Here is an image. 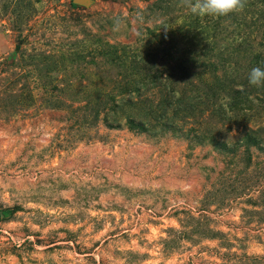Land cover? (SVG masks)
Listing matches in <instances>:
<instances>
[{
    "label": "rangeland",
    "instance_id": "1",
    "mask_svg": "<svg viewBox=\"0 0 264 264\" xmlns=\"http://www.w3.org/2000/svg\"><path fill=\"white\" fill-rule=\"evenodd\" d=\"M87 2L0 0V264H264V0Z\"/></svg>",
    "mask_w": 264,
    "mask_h": 264
},
{
    "label": "clouds",
    "instance_id": "2",
    "mask_svg": "<svg viewBox=\"0 0 264 264\" xmlns=\"http://www.w3.org/2000/svg\"><path fill=\"white\" fill-rule=\"evenodd\" d=\"M181 2L193 15L224 17L243 10L246 0H181ZM247 79L250 86L264 87V68H252ZM224 102L227 105L230 98L225 97Z\"/></svg>",
    "mask_w": 264,
    "mask_h": 264
},
{
    "label": "water",
    "instance_id": "3",
    "mask_svg": "<svg viewBox=\"0 0 264 264\" xmlns=\"http://www.w3.org/2000/svg\"><path fill=\"white\" fill-rule=\"evenodd\" d=\"M73 3L75 5H80V6H85V7L88 5L87 0H73Z\"/></svg>",
    "mask_w": 264,
    "mask_h": 264
},
{
    "label": "trees",
    "instance_id": "4",
    "mask_svg": "<svg viewBox=\"0 0 264 264\" xmlns=\"http://www.w3.org/2000/svg\"><path fill=\"white\" fill-rule=\"evenodd\" d=\"M7 215V213H5Z\"/></svg>",
    "mask_w": 264,
    "mask_h": 264
}]
</instances>
